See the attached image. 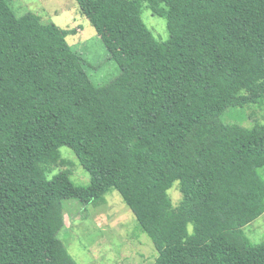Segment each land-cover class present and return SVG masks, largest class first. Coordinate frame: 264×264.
I'll list each match as a JSON object with an SVG mask.
<instances>
[{
    "label": "trees",
    "instance_id": "16d2710c",
    "mask_svg": "<svg viewBox=\"0 0 264 264\" xmlns=\"http://www.w3.org/2000/svg\"><path fill=\"white\" fill-rule=\"evenodd\" d=\"M75 1L120 68L105 85L67 31L0 0V264H76L64 203L97 207L112 190L154 264H264V243L241 231L264 214V121H225L264 103V0ZM146 2L168 40L143 23ZM62 147L88 186L60 169Z\"/></svg>",
    "mask_w": 264,
    "mask_h": 264
},
{
    "label": "rangeland",
    "instance_id": "374dc122",
    "mask_svg": "<svg viewBox=\"0 0 264 264\" xmlns=\"http://www.w3.org/2000/svg\"><path fill=\"white\" fill-rule=\"evenodd\" d=\"M21 17L34 14L43 25H54L68 32L67 44L87 62L85 71L94 85L102 86L120 74V68L97 36L95 29L79 12L75 0H6ZM151 2V1H150ZM146 4L141 7V19L157 41L169 39L170 32L164 15L154 13ZM166 9L158 4L157 10ZM227 123L241 124L250 128L264 121V103L243 109L232 108ZM62 159L68 162L60 169H68L75 186H88L89 176L79 164L73 151L60 148ZM58 169L55 171L57 172ZM264 178V168L260 170ZM172 203L182 199L179 182L168 192ZM97 207L83 206L68 200L65 206V226L59 234L69 255L76 264H154L157 251L151 238L141 230L132 211L123 202L119 193L112 190ZM242 235L253 245L264 243V214L243 228Z\"/></svg>",
    "mask_w": 264,
    "mask_h": 264
}]
</instances>
